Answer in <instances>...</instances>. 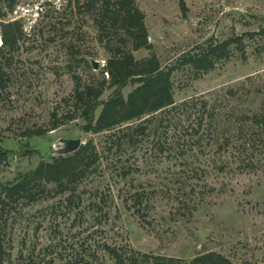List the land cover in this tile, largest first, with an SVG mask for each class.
I'll return each instance as SVG.
<instances>
[{"label":"rangeland","instance_id":"1","mask_svg":"<svg viewBox=\"0 0 264 264\" xmlns=\"http://www.w3.org/2000/svg\"><path fill=\"white\" fill-rule=\"evenodd\" d=\"M82 1L0 0V46L2 21H16L23 32L14 50L0 51V146L8 151L0 192L58 156L60 138L93 140L101 152L98 171L76 189L81 205L69 207L66 194L48 184L39 201L12 211L5 264L20 252L19 264H115L105 246L125 256L191 260L217 251L234 264H264V131L252 120L264 115V32L245 38V57L233 51L199 76L189 68L176 72L175 101L187 103L109 150L118 129L87 131L74 89L96 82L109 56L105 45L120 40L112 32L100 38ZM135 2L151 44L133 50L138 60L155 55L167 64L209 38L264 28V0H184V9L180 0ZM133 88L128 84L124 95ZM38 129L47 131L31 134ZM135 192L142 193L136 206L144 216L132 207Z\"/></svg>","mask_w":264,"mask_h":264},{"label":"trees","instance_id":"2","mask_svg":"<svg viewBox=\"0 0 264 264\" xmlns=\"http://www.w3.org/2000/svg\"><path fill=\"white\" fill-rule=\"evenodd\" d=\"M76 2L79 4L80 0ZM180 5L182 9L185 8L184 0H180ZM82 6L87 13L94 15L100 38L112 32L120 40L105 45L109 56L96 82L91 81L83 85L78 82L74 89L76 104L80 109V116L85 120L87 131L98 134L118 129L109 135L111 139V144L107 147L109 150L113 149L115 143L121 147L122 141L127 138L132 141L135 135H145L150 123L158 120L159 125L162 124L163 118H167L171 111L187 103L177 105L175 101L176 72L189 68L195 76H199L213 70L221 60L228 59L233 51H238L245 57V38L253 39L264 32L263 28L260 31L245 32L223 40L209 38L204 43L183 52L170 63L162 64L155 55L138 60L133 54V50L151 47L144 13L135 0H83ZM10 10H13V5L10 6ZM1 28L0 51L14 50L23 35L22 29L16 21H2ZM127 42H130L131 46H127ZM128 84L134 85V88L124 95L123 90ZM110 88L113 89L110 95L102 100V94ZM99 107L101 109L96 116ZM252 120L264 131L263 114H254ZM58 125L54 124L51 129ZM46 131L47 129H38L31 134L40 135ZM7 155L8 151L0 146V162L5 161ZM100 158L101 152L97 145L93 140H89L82 143L72 154L54 156L49 161L41 160L33 170L1 187L0 264L11 262V244L7 238L6 227L12 211L17 207L39 201L49 191L48 184L55 185V193L66 194V205L71 207L77 202L79 206L82 196L76 194V189L85 178L98 171ZM121 173L126 176L129 170L122 168ZM142 199V193L135 192L132 207L139 216L144 215L140 213L141 208H137L136 204H141ZM99 203V200H91L89 204L99 210L101 209ZM105 247L115 264H234L229 257L217 251H207L191 260H183L139 252L125 256L115 246ZM22 257L23 254L20 252L17 260ZM19 260L13 264H19Z\"/></svg>","mask_w":264,"mask_h":264},{"label":"water","instance_id":"3","mask_svg":"<svg viewBox=\"0 0 264 264\" xmlns=\"http://www.w3.org/2000/svg\"><path fill=\"white\" fill-rule=\"evenodd\" d=\"M58 144L60 145L56 149L57 155H68L75 152L80 145L82 144V141L80 138H60L58 139Z\"/></svg>","mask_w":264,"mask_h":264}]
</instances>
